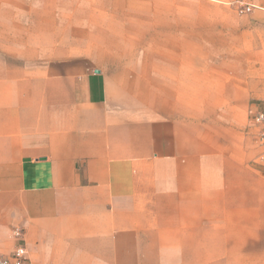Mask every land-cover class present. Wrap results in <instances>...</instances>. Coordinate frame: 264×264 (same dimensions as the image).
I'll list each match as a JSON object with an SVG mask.
<instances>
[{"label":"crops","instance_id":"obj_1","mask_svg":"<svg viewBox=\"0 0 264 264\" xmlns=\"http://www.w3.org/2000/svg\"><path fill=\"white\" fill-rule=\"evenodd\" d=\"M93 6L0 0V255L20 242L26 264H264L249 123L264 47L241 71L173 41L137 50L92 28Z\"/></svg>","mask_w":264,"mask_h":264},{"label":"rangeland","instance_id":"obj_2","mask_svg":"<svg viewBox=\"0 0 264 264\" xmlns=\"http://www.w3.org/2000/svg\"><path fill=\"white\" fill-rule=\"evenodd\" d=\"M90 1L104 6L85 7V13H93L89 25L122 33L126 46L137 50L157 40L173 41L179 47H195L197 57L241 71L250 69L258 56L253 48L264 47V0ZM114 12L121 15L117 21L104 18Z\"/></svg>","mask_w":264,"mask_h":264},{"label":"built area","instance_id":"obj_3","mask_svg":"<svg viewBox=\"0 0 264 264\" xmlns=\"http://www.w3.org/2000/svg\"><path fill=\"white\" fill-rule=\"evenodd\" d=\"M249 123L256 130V140L264 148V105L258 107L250 116ZM20 231L16 230L14 236L20 239ZM26 249L22 243H18L8 256L0 255V264H26Z\"/></svg>","mask_w":264,"mask_h":264}]
</instances>
